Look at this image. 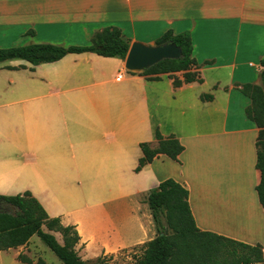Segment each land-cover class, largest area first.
Segmentation results:
<instances>
[{
    "label": "crops",
    "instance_id": "crops-1",
    "mask_svg": "<svg viewBox=\"0 0 264 264\" xmlns=\"http://www.w3.org/2000/svg\"><path fill=\"white\" fill-rule=\"evenodd\" d=\"M106 26L130 44L188 31L200 81L149 79L94 52L1 62L0 194L29 190L50 217L75 227L77 253L92 261L154 237L146 198L172 178L188 189L200 230L260 244L264 260L258 128L239 90L260 83L264 0H0V48L86 45ZM155 130L184 146L179 161L160 155L136 172L139 144L155 145ZM34 236L0 250V264H26L19 254L47 264Z\"/></svg>",
    "mask_w": 264,
    "mask_h": 264
},
{
    "label": "trees",
    "instance_id": "trees-1",
    "mask_svg": "<svg viewBox=\"0 0 264 264\" xmlns=\"http://www.w3.org/2000/svg\"><path fill=\"white\" fill-rule=\"evenodd\" d=\"M32 32V31H31ZM30 32V33H31ZM171 41L181 49L179 58L164 59L147 68L141 75L149 79H159L162 74L173 77V84L200 81L199 75L190 68L196 64L192 56L193 46L188 31L174 34L165 31L155 40V44ZM129 40L117 26H106L93 33L86 45L61 46L51 43H33L23 46L0 48V63L22 59L33 65L54 62L69 53L94 52L102 56L125 59ZM260 83H245L239 90L249 98L245 108L246 116L258 128L256 138V168L260 180L256 192L260 205L264 208V56ZM182 72L183 79L178 80L175 73ZM156 144H139L141 156L135 171L154 158L165 155L179 161L178 156L184 146L174 136L163 137L155 130ZM0 199L12 207L9 213H0V250L16 248L28 242L36 235L62 262V264H99L101 257L94 261L83 260L77 253L79 235L72 225H63L58 217H50L41 203L29 190L14 194L1 195ZM146 202L150 209L156 235L141 246V254L134 264H264L262 246L247 244L214 232L200 230L194 221L188 203V189L172 178H167L150 189ZM165 222V225H164ZM171 234L167 233V229ZM54 232L62 237L58 241ZM18 258L26 264L31 260L19 254ZM36 264H45L38 259Z\"/></svg>",
    "mask_w": 264,
    "mask_h": 264
},
{
    "label": "water",
    "instance_id": "water-1",
    "mask_svg": "<svg viewBox=\"0 0 264 264\" xmlns=\"http://www.w3.org/2000/svg\"><path fill=\"white\" fill-rule=\"evenodd\" d=\"M181 49L173 42L148 45L140 41L130 44L124 66L130 72H142L164 59L179 58ZM12 207L0 199V213H9Z\"/></svg>",
    "mask_w": 264,
    "mask_h": 264
},
{
    "label": "rangeland",
    "instance_id": "rangeland-1",
    "mask_svg": "<svg viewBox=\"0 0 264 264\" xmlns=\"http://www.w3.org/2000/svg\"><path fill=\"white\" fill-rule=\"evenodd\" d=\"M164 225H165V222H164ZM166 229H167V233L171 234V230L168 228ZM54 234L56 238L58 239V241L62 242L61 235L58 232H54ZM155 235H156V229H155L154 236ZM34 238L38 240L41 246V250H42L41 256L47 262V264H62L61 260L47 246H45L37 236H34ZM140 254H141V246H137L129 250H120L116 254L102 256L101 257L102 261L99 264H134L135 258Z\"/></svg>",
    "mask_w": 264,
    "mask_h": 264
},
{
    "label": "bare ground",
    "instance_id": "bare-ground-1",
    "mask_svg": "<svg viewBox=\"0 0 264 264\" xmlns=\"http://www.w3.org/2000/svg\"><path fill=\"white\" fill-rule=\"evenodd\" d=\"M238 218H234V224L236 225Z\"/></svg>",
    "mask_w": 264,
    "mask_h": 264
}]
</instances>
